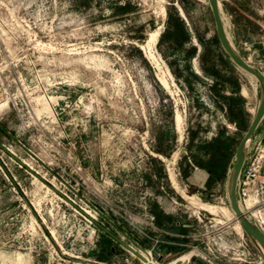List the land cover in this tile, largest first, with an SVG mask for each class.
I'll return each mask as SVG.
<instances>
[{
    "label": "rangeland",
    "instance_id": "rangeland-1",
    "mask_svg": "<svg viewBox=\"0 0 264 264\" xmlns=\"http://www.w3.org/2000/svg\"><path fill=\"white\" fill-rule=\"evenodd\" d=\"M220 3L239 53L263 67L264 0ZM261 95L208 0H0V264L121 259L100 227L90 242L74 209L87 204L161 264L193 249L264 264L229 200Z\"/></svg>",
    "mask_w": 264,
    "mask_h": 264
},
{
    "label": "water",
    "instance_id": "water-1",
    "mask_svg": "<svg viewBox=\"0 0 264 264\" xmlns=\"http://www.w3.org/2000/svg\"><path fill=\"white\" fill-rule=\"evenodd\" d=\"M208 2L212 10L216 32L223 50L237 66L242 68L251 76L255 77L262 89L261 99L254 117L252 118L249 127L247 128L236 148L235 163L230 171L229 176V200L231 208L234 211L236 218L239 220L243 231L250 237L251 241L257 247L264 258V231L253 219V217L247 212V210H244V206L238 197V182L245 165L248 152L252 145L256 130L264 119V75L258 69L254 68L239 53L234 43L232 42L224 23L220 0H208ZM98 225L116 241L122 243L125 247L135 252L138 256H140V258H142V260L147 261V258L145 256L137 252L130 244L120 239L107 227L100 223H98ZM193 250H196L197 253L191 255L190 258L182 260L180 259V257L183 255L182 254L175 259L169 260L168 264H210L209 259L204 254H202L197 249ZM149 264L154 263L150 262Z\"/></svg>",
    "mask_w": 264,
    "mask_h": 264
},
{
    "label": "built area",
    "instance_id": "built-area-1",
    "mask_svg": "<svg viewBox=\"0 0 264 264\" xmlns=\"http://www.w3.org/2000/svg\"><path fill=\"white\" fill-rule=\"evenodd\" d=\"M252 65V64H251ZM264 75V66L258 69ZM261 123H264V119ZM238 197L242 202L243 206L247 209V212L253 217V219L258 223L261 229L264 231V136L260 138L259 141L256 139V135L254 136L252 145L248 152L245 165L243 167L239 182H238ZM253 198V205H249V201ZM72 208L75 205L74 201H70ZM87 207H76L74 208L77 214L83 218L81 220L85 221V225L88 229V237L90 238V242L93 243L94 237L98 233L99 229V213L93 208V206L87 204ZM154 217H151L150 221H148L149 225L154 226L153 224ZM101 224V223H100ZM101 228V227H100ZM120 239L130 244L137 252L141 253L142 248L137 245V243L133 242L129 235L122 231L116 234ZM116 241V240H115ZM119 245V255L123 260L121 261H99L91 258H85L84 263H79L76 261H72L73 264H146V261L142 260L140 256H138L135 252L131 251L127 247H125L122 243L116 241ZM160 239L156 238L155 243H159ZM168 242L169 241H165ZM256 247V246H255ZM257 248V247H256ZM241 252V256H247V252L249 254V250L245 247ZM229 250V249H228ZM247 250V252H246ZM258 250V249H257ZM148 251V250H146ZM150 252L154 264L158 261L155 260L152 250ZM259 252V250H258ZM56 253L59 251L56 249ZM142 254V253H141ZM79 258V255L76 256ZM239 260H243V262H247L246 258L239 257ZM210 262H212L209 259ZM70 264V260L68 261ZM262 262V261H261ZM158 264H161L158 262Z\"/></svg>",
    "mask_w": 264,
    "mask_h": 264
},
{
    "label": "bare ground",
    "instance_id": "bare-ground-1",
    "mask_svg": "<svg viewBox=\"0 0 264 264\" xmlns=\"http://www.w3.org/2000/svg\"><path fill=\"white\" fill-rule=\"evenodd\" d=\"M162 13H163V16H166V8H165V7L162 8ZM227 32H228V31H227ZM228 34H229V33H228ZM156 35H157V31L152 32V33H151V38L154 39ZM230 38H231V37H230ZM179 116H180V115H179ZM249 205H250V206L253 205V198H251V200L249 201ZM210 207H211V206H210ZM223 210H224V209H223ZM244 210H247V209L244 207ZM233 212H234V211H233ZM234 215H235V213H234ZM235 217H236V215H235ZM236 219H237V218H236ZM237 220H238V219H237ZM238 221H239V220H238ZM236 223H238V222H236ZM240 227H241V226H240ZM240 232H241V231H240ZM141 253H142L143 256H145V257L147 258L146 264H149L150 262L154 263V262H153V258H152V256H151L150 252L142 250ZM196 253H197L196 250H190V251H188L187 253L183 254V255L180 257V259H182V260L188 259V258L191 257V255L196 254ZM155 264H158V262L155 263Z\"/></svg>",
    "mask_w": 264,
    "mask_h": 264
},
{
    "label": "crops",
    "instance_id": "crops-1",
    "mask_svg": "<svg viewBox=\"0 0 264 264\" xmlns=\"http://www.w3.org/2000/svg\"><path fill=\"white\" fill-rule=\"evenodd\" d=\"M204 174V173H203ZM203 174H201V175H199V176H201V178L202 179H200L201 181L200 182H202L203 180H204V178L206 177L205 176V174L203 175ZM205 176V177H204ZM204 185V184H203ZM202 185V188H204V186ZM211 190H213V189H211ZM151 219V218H150ZM147 222V221H146ZM149 224V223H148ZM153 224H154V222H153ZM155 225V224H154ZM139 229V231H141V230H143L141 227H139L138 228ZM172 236L170 237H168V238H174V236L175 235H182L180 232H172ZM148 237L151 239V241H150V243H149V247H150V249H153L154 247H156V243H155V239L157 238V234L155 233V232H150L149 233V235H148ZM175 237H179V236H175ZM178 240H180V238H177V240H176V242H179ZM171 241H173L172 239L170 240V242L169 243H172ZM135 242V241H134ZM135 243H137V242H135ZM137 245H139L142 249H144L142 246H141V243H137ZM113 260H116V261H121V260H123L122 258L120 259V257H118L117 255H114V257H113Z\"/></svg>",
    "mask_w": 264,
    "mask_h": 264
},
{
    "label": "trees",
    "instance_id": "trees-1",
    "mask_svg": "<svg viewBox=\"0 0 264 264\" xmlns=\"http://www.w3.org/2000/svg\"><path fill=\"white\" fill-rule=\"evenodd\" d=\"M227 55V54H226ZM228 56V55H227ZM229 57V56H228ZM230 58V57H229ZM235 85V81L232 82ZM213 140V139H212ZM213 142V141H212ZM228 142V141H227ZM229 148V142L226 145H220V143L217 144V151L220 150H227ZM219 153V152H218ZM211 158H212V154L211 151L209 152ZM206 169L208 170V172L210 173L211 177H213L215 180H218L220 177V174H214V171L211 169V167H206Z\"/></svg>",
    "mask_w": 264,
    "mask_h": 264
}]
</instances>
